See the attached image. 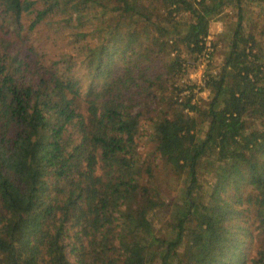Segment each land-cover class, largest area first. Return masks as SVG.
Segmentation results:
<instances>
[{"label": "trees", "instance_id": "obj_1", "mask_svg": "<svg viewBox=\"0 0 264 264\" xmlns=\"http://www.w3.org/2000/svg\"><path fill=\"white\" fill-rule=\"evenodd\" d=\"M242 4L0 0V264H264V50ZM227 7L230 50L202 110L173 82ZM41 26L66 45L56 59L29 42ZM144 122L189 174L186 207L166 209L140 158ZM206 154L218 166L195 202Z\"/></svg>", "mask_w": 264, "mask_h": 264}, {"label": "rangeland", "instance_id": "obj_2", "mask_svg": "<svg viewBox=\"0 0 264 264\" xmlns=\"http://www.w3.org/2000/svg\"><path fill=\"white\" fill-rule=\"evenodd\" d=\"M243 26L246 32L251 33L256 38L257 48L264 50V0H243ZM237 20V11L231 7L224 8V10L216 16L209 25V43L210 51H212L211 60L205 65V79L209 75H215L225 58L227 57L230 46L229 39L234 31L235 23ZM1 23V21H0ZM25 26H27L25 24ZM29 42L36 51L44 55V58L53 57L57 58V54L66 50V45L57 39L56 44L52 40V35L47 26H41L37 30L29 34ZM202 58V56H201ZM200 58V60H201ZM185 73L174 78L173 87L182 89L193 90L194 98L198 106L204 110L209 102V91L204 88V81H200V71L196 68L197 57H187ZM79 70V68L77 67ZM203 80V77H201ZM165 107V105H164ZM158 110H155L151 116L156 117ZM200 122L197 126L196 137L198 141L203 139L207 129V122L204 117L199 118ZM251 125L258 127L256 121H251ZM151 122H144L141 137L138 141V153L140 158L149 164L153 170V175L156 178L157 184L162 192L163 201L166 209L169 211L176 205H185V196L182 188L185 179L189 174L185 173L181 177L174 176L170 169L165 166L164 162L154 152V142L150 138ZM205 158V159H204ZM201 164V171L199 175V183L201 190L194 191L192 198L195 202H203L207 199L206 187L212 184V177L214 171L217 169V162L213 157L206 154ZM163 222L166 219L165 214L162 215ZM162 223V220L160 221ZM157 223V230L162 234L163 224ZM156 264V263H155Z\"/></svg>", "mask_w": 264, "mask_h": 264}, {"label": "built area", "instance_id": "obj_3", "mask_svg": "<svg viewBox=\"0 0 264 264\" xmlns=\"http://www.w3.org/2000/svg\"><path fill=\"white\" fill-rule=\"evenodd\" d=\"M211 54H212V51H210L209 43H207L206 44V48L202 52V54L201 55H197V60L198 61H197V64H196V68L198 69V71H200V81H202V82L205 79V67H206L205 65L208 63L209 59L211 60ZM201 56H202V58H201ZM200 58H201V60H200ZM201 77H203V80L201 79ZM186 93H188V92L186 91L185 94ZM179 101H181V100H179Z\"/></svg>", "mask_w": 264, "mask_h": 264}]
</instances>
